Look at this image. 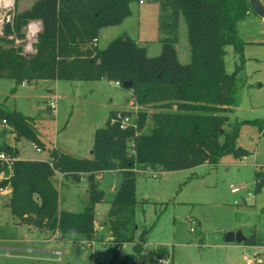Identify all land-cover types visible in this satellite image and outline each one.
<instances>
[{
    "label": "trees",
    "instance_id": "obj_1",
    "mask_svg": "<svg viewBox=\"0 0 264 264\" xmlns=\"http://www.w3.org/2000/svg\"><path fill=\"white\" fill-rule=\"evenodd\" d=\"M152 1L159 6V31L165 35L157 57H149L147 48L138 46L127 35L112 40L103 50L97 45L101 30L121 25L130 17L131 6L142 0H36L29 9H16L12 31L0 37V79L13 80L14 92L40 81L105 80L121 88L133 82L129 90L133 106L140 108L133 125L122 129L119 122L112 123L117 112H111L105 126L94 134L90 159L46 148L34 128L40 116L28 118L0 109V119L10 126L16 142L26 139L50 154L45 162L24 161L19 160L15 149L0 147V153L18 158L12 168L8 207L19 222L43 224L61 236L83 235L92 241L95 208L105 202L106 196L98 177L110 172L121 175L105 225L114 244H132L133 251L120 260L114 254L110 264H160L172 257L165 248L146 250L147 230L136 238L138 174L217 166L229 155L245 158L248 152L238 145L244 125L257 127L264 136L263 121L231 123L244 85L241 73L245 43L238 24L255 14L250 0ZM260 2L264 6V0ZM181 16L186 20L191 46L188 65L180 63L176 50ZM33 22L41 24V31L33 54L27 56L14 46V41L24 40L25 29ZM227 47L234 49L240 61L232 74L225 70ZM151 107L156 111L149 113ZM119 113L133 116L129 111ZM147 121L151 127L145 132ZM56 173L78 184L85 180L88 199L81 212L59 209V193L52 184ZM255 179L258 193L264 187L262 169ZM260 242L253 235L245 244L257 247Z\"/></svg>",
    "mask_w": 264,
    "mask_h": 264
},
{
    "label": "rangeland",
    "instance_id": "obj_2",
    "mask_svg": "<svg viewBox=\"0 0 264 264\" xmlns=\"http://www.w3.org/2000/svg\"><path fill=\"white\" fill-rule=\"evenodd\" d=\"M33 1L36 0H16L17 11L29 7ZM159 15V6L152 0L133 4L130 17L121 25L101 30L99 49L103 50L112 40L127 35L138 46L147 48L149 57L159 56L160 41L165 37L159 31ZM238 30L245 43V64L241 73L244 85L239 91L240 102L235 114L231 115V123L264 122V19L252 13L239 22ZM25 35L24 40L14 41V46L33 53L37 37L27 38V29ZM176 50L180 63L188 65L191 46L183 16ZM226 50L225 70L232 74L240 61L232 47ZM15 86L13 80L0 79V109L28 118L40 116L34 125L40 141L46 148H55L76 158H90L94 133L105 126L111 112L130 111L135 118L140 110L133 106L131 91L105 80L40 81L31 86H20L14 92ZM55 88L56 96L50 91ZM52 101L56 102L54 115L50 114L47 105ZM148 111L152 113L156 109L151 107ZM150 127L151 122L147 121L145 132ZM238 145L248 152L245 158L229 155L221 158L217 166L206 164L174 173L148 171L136 177V238L147 230L145 247L148 251L167 249L172 257L163 264H247L254 262L256 254L264 264V187L258 193L255 191V174L260 169L264 171V136L257 127L244 125ZM3 146L15 149L20 160H49L48 153L38 150L30 141L16 142L10 126L3 125L0 119V147ZM121 182L119 173L104 176L100 189L105 192V202L95 208L98 233L92 241L83 235H70L69 241L64 242L65 250L39 243V237L31 244L23 242L22 237L28 239L29 233L19 227V220L11 214L7 207L8 197L0 195V264H51L48 260L57 261L59 255L61 264H110L115 250H118L115 252L118 260L130 255L133 245L114 244L113 239L109 240L111 233L105 225L110 203ZM53 183L59 193L60 210L79 213L84 209L88 199L85 185L77 187L67 181L62 185L59 176ZM232 187L239 189V193H232ZM191 221L197 225L193 226ZM23 224L43 231L48 228L38 223ZM192 228L194 232H191ZM237 232L246 239L257 236L260 245L225 243L227 234ZM29 248L42 251L53 248L56 254L14 251Z\"/></svg>",
    "mask_w": 264,
    "mask_h": 264
},
{
    "label": "built area",
    "instance_id": "obj_3",
    "mask_svg": "<svg viewBox=\"0 0 264 264\" xmlns=\"http://www.w3.org/2000/svg\"><path fill=\"white\" fill-rule=\"evenodd\" d=\"M142 4V2L140 3ZM16 12V0H0V37L5 38L8 34L5 33V26L7 24L12 25L13 29V18ZM27 29V38L32 39L37 37L38 33L41 31V24L39 22H33L28 25ZM9 39H13V37H9ZM29 51V50H28ZM24 53H28L27 51ZM24 86V85H23ZM49 108L52 111L56 109V102L52 101L49 103ZM116 120H113L112 123L115 121L119 122L122 129L126 128L127 126L133 125V118L128 116H122L119 112H117ZM4 125L6 124L5 121L2 122ZM18 161V158L7 154V153H0V167L2 170L0 171V195H8L11 194L12 190L10 188V181L13 175V166L15 162ZM155 177V175H154ZM5 184V185H4ZM232 193L237 194L239 193V189L231 188ZM193 226H196L197 223L191 221ZM194 228L191 229V232H194ZM161 262L160 264H163ZM247 264H262V260L258 258V255H255V260L253 263L248 262Z\"/></svg>",
    "mask_w": 264,
    "mask_h": 264
},
{
    "label": "crops",
    "instance_id": "obj_4",
    "mask_svg": "<svg viewBox=\"0 0 264 264\" xmlns=\"http://www.w3.org/2000/svg\"><path fill=\"white\" fill-rule=\"evenodd\" d=\"M35 1H33V3H34ZM33 3H31L30 5H29V7H27V8H24V9H20L19 11H24V10H26V9H29L31 6H32V4ZM98 43H99V39H98ZM98 45V44H97ZM177 54H178V50H177ZM178 59H179V55H178ZM54 82H59V81H54ZM24 86H27V85H24ZM56 87H57V84H56ZM55 96H56V88L55 89H51L50 90ZM48 105V109H50L49 108V104H47ZM50 111H52L51 109H50ZM54 112V111H53ZM130 112V111H129ZM54 115V114H53ZM3 124V123H2ZM4 125V124H3ZM5 125H7V124H5ZM96 132V131H95ZM95 134V133H94ZM15 138V137H14ZM94 142V141H93ZM49 149V148H48ZM54 150H56V151H59L60 153H63V152H61L60 150H58V149H55V148H53ZM93 149V148H92ZM46 151V150H45ZM47 153H48V151H46ZM91 153H92V151H91ZM17 154H18V152H17ZM63 154H66V153H63ZM48 155H49V160H50V154L48 153ZM68 155V154H67ZM74 157V156H73ZM92 157V154H91V156H90V158ZM18 158H19V154H18ZM89 158V159H90ZM79 159H82V158H79ZM20 160V159H19ZM106 174H118V172H110V173H105V174H103V175H100L99 177H98V179L100 180V184H101V182H102V180H103V178H104V176L106 175ZM60 177V182L62 183V185H64V181H67V182H70V183H72V185H74V186H81V185H85V191H86V193H87V197H88V187H87V184H86V182H85V180L84 179H82V181H81V183H74V182H72V180L70 179V178H67V177H64V175H62V174H60V173H56L55 174V176L52 178V184L54 185V183H53V180L56 178V177ZM54 187L56 188V186L54 185ZM3 196V195H2ZM10 196H11V194H8V195H5V197H8V201H9V198H10ZM7 201V202H8ZM98 206V205H97ZM96 206V207H97ZM7 207H8V203H7ZM9 208V207H8ZM10 210V209H9ZM11 212V211H10ZM19 222V221H18ZM18 225H19V227L20 228H25L27 231H28V233H29V238L27 239V238H25V237H22V240H23V242H28V243H32V241H33V239H36L37 237H39V238H41L40 240H38V242L39 243H48V245H50L51 244V247H53V248H55V249H58V248H60V249H62V250H65V248L63 247V245H65L64 244V242L65 243H67V241H69L68 240V238L70 239V235H68V236H61L60 234H59V232H51L48 228H47V230L46 231H43V230H38V229H36V228H34V227H32V226H29V225H27V224H23V223H21L20 224V222L18 223ZM106 227L107 228H109V226H107L106 225ZM95 230H96V232H95V235H96V233H98V231H97V227H96V221H95ZM95 235H94V237H95ZM93 240H94V238H93ZM110 241L112 240V238H111V236H110V239H109ZM34 241H37V240H34ZM33 243H35V242H33ZM29 244V245H30ZM73 244H75V243H73ZM89 246H91L92 247V243H89ZM53 248H50V250H44V251H42V250H36V249H14V251H17V252H23V253H27V252H33V253H35V254H39V255H55L56 254V251H54V250H52ZM146 248V247H145ZM7 250H9V249H7ZM147 250V249H146ZM64 252H66V251H64ZM115 252H118V250H115L114 251V254H115ZM113 254V255H114ZM112 259V258H111ZM120 259H122L121 257H120ZM119 259V260H120ZM61 257H60V255H59V260H57V261H55V260H48V262H51V264H61ZM49 264V263H48Z\"/></svg>",
    "mask_w": 264,
    "mask_h": 264
},
{
    "label": "water",
    "instance_id": "obj_5",
    "mask_svg": "<svg viewBox=\"0 0 264 264\" xmlns=\"http://www.w3.org/2000/svg\"><path fill=\"white\" fill-rule=\"evenodd\" d=\"M250 5H251V8H252V11L257 16H259V17L264 19V6L260 2V0H250ZM11 31H12V25L11 24H7L5 26V33L9 34ZM25 54L27 56H31L33 53H25ZM123 87L126 90H132L133 82L132 81L126 82V83L123 84ZM246 241H247V239L242 235L241 232L229 233L225 237V243H227V244L236 243L238 245H241V244L245 243Z\"/></svg>",
    "mask_w": 264,
    "mask_h": 264
}]
</instances>
